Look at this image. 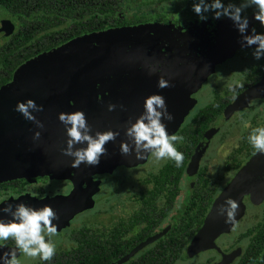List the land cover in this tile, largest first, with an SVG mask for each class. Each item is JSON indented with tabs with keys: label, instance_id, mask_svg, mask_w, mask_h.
I'll use <instances>...</instances> for the list:
<instances>
[{
	"label": "water",
	"instance_id": "obj_1",
	"mask_svg": "<svg viewBox=\"0 0 264 264\" xmlns=\"http://www.w3.org/2000/svg\"><path fill=\"white\" fill-rule=\"evenodd\" d=\"M257 22L249 16V31ZM13 31L10 21L0 22L2 36ZM238 40L239 34L228 18L209 17L207 21L195 19L185 24L158 22L80 36L27 61L14 73L12 81L0 89V183L76 169L95 172L146 163L147 159L136 161L119 153L125 122L142 111L144 97L160 93L174 117L166 122L168 129L176 133L195 105L192 95L213 75L215 67L237 51L247 49H241ZM146 58L159 62L162 72L172 78V87H156L158 75L147 74ZM258 98H264V78L243 93L229 107L228 114L247 108ZM26 99L43 105V111L34 113L44 124L43 129H37L14 111L15 104ZM109 103L117 105L111 112L107 109ZM120 105H124L123 110ZM75 110L85 112L94 130L121 131L115 141L105 146L108 155L102 156L96 166L82 164L74 169L69 166V158L59 152L65 137L57 114ZM34 131L41 132L37 142L32 141ZM211 135L204 137L197 157L205 150ZM226 195L235 199L238 206L244 195H249L253 204L264 200V155L252 157L224 190L193 240L190 256L212 248L216 237L231 227L215 211ZM162 235L114 264H124Z\"/></svg>",
	"mask_w": 264,
	"mask_h": 264
},
{
	"label": "flooded vegetation",
	"instance_id": "obj_2",
	"mask_svg": "<svg viewBox=\"0 0 264 264\" xmlns=\"http://www.w3.org/2000/svg\"><path fill=\"white\" fill-rule=\"evenodd\" d=\"M126 3L122 4V9L123 13H131L126 16L127 18H134L135 12L141 10V15L143 13L149 15L150 20L119 28L158 22L185 24L197 19L191 11V0H127ZM153 13L160 14L156 16L157 20L151 19ZM251 15L252 13L248 17ZM117 16L122 15L119 13ZM138 16L140 17V15L136 17ZM13 26H15L13 32L16 33L17 26L16 24ZM254 27L257 31L264 30L259 22ZM0 37L2 41L4 36L0 34ZM240 60L249 63L235 72L232 63L236 61L238 64ZM258 63L259 61L252 58L250 49L239 50L231 59L218 66L216 73L192 95L195 105L189 110L175 133L184 137L183 142L178 145L186 158L183 167L177 168L170 163L171 161H161V164L154 165L149 158L146 163L131 167L119 166L95 172L76 169L56 175L22 178L0 183V201L23 200L35 206L52 205L59 219L56 221L58 236L54 238L57 259H54V256L51 264H71V254L84 248L89 237H97V243L102 245L105 232L109 233L112 230L113 233L119 234L118 248L122 252H127L117 262L140 245L161 234L163 235L160 238L145 246L124 264H134L137 259L140 260L153 249L158 252H170L166 242L164 245H158V242L168 238L178 228L182 218L193 205L195 188L200 184L199 181L202 179V183L204 180L205 184L208 183L207 186L214 188L208 199L211 204L204 215L203 226L224 190L256 155L252 152L247 158L245 156L248 155V149H241L250 131L247 129L243 132V126L250 114L254 116L252 123H256L258 118L256 107L258 103H264V99H254L246 109L230 114L228 109L243 93L264 78L262 76L257 81H252L256 75L254 67ZM233 82L243 85L236 90L235 99L232 98L233 93L228 91V85ZM250 83L252 84L247 86ZM208 85L212 87L211 95L209 94L208 99L202 100L198 95ZM217 104H226V106L222 109L221 115L210 121L209 127L198 138L199 121L201 119L205 121L207 118L205 115L200 117L201 114ZM210 111L212 112L213 109L210 108ZM210 133L212 135L205 150L197 157L199 146L204 137ZM227 133L231 137L235 134L239 135L238 143L229 152L223 148ZM219 137H221L218 143L220 150L217 148L212 151L214 142L217 144ZM217 160L220 161L222 176L214 179L209 171ZM168 190L175 194L171 201L167 196L170 193ZM145 211L150 215L144 214ZM151 215L154 216L153 219ZM202 226L186 245H182L180 256L174 257L172 264H264L263 245L254 247L255 251L250 252L252 242L257 241L256 238L263 230L264 200L253 204L249 195L242 196L235 223L216 237L212 248L190 256L189 249ZM13 246L11 241L6 244V247ZM179 246L180 244L178 248ZM98 249L102 248L98 246ZM157 254L159 256V253ZM21 261L22 264H39L38 260L25 257H21Z\"/></svg>",
	"mask_w": 264,
	"mask_h": 264
},
{
	"label": "clouds",
	"instance_id": "obj_3",
	"mask_svg": "<svg viewBox=\"0 0 264 264\" xmlns=\"http://www.w3.org/2000/svg\"><path fill=\"white\" fill-rule=\"evenodd\" d=\"M252 9V18L264 27V0H191V11L198 21L228 18L239 34L238 43L241 49H250L254 60L264 58V31L252 27L249 31L247 10ZM146 58L144 67L147 74L158 75L156 87L165 89L172 87L171 77L162 72L159 62H151ZM242 83L233 82L228 91L235 93ZM117 105L109 103L108 111ZM123 110L124 105H120ZM14 111L21 114L26 121H31L37 129L44 124L34 113L43 111V105L33 99L18 101ZM57 119L63 125L64 141L59 152L69 158V166L79 168L82 164L96 166L102 156L108 155L105 147L121 135L120 130H94L88 123L83 110L59 112ZM174 119L169 112L166 98L160 93H152L144 97L142 111L134 118L129 117L123 126V139L119 142V153L124 157H132L136 161L151 159L154 163L172 161L175 167L183 165L185 156L178 145L184 140L182 135L168 129V123ZM250 131L246 141L253 154L264 155V124L251 126L245 124ZM41 132L34 131L32 141L40 140ZM7 200V198H5ZM0 264H22L21 257L38 260L39 264H51L56 255L55 237L58 236L59 217L50 204L35 206L23 200L0 201ZM238 202L226 195L216 205V215L223 217L225 224H234L238 212ZM13 247H6L7 242Z\"/></svg>",
	"mask_w": 264,
	"mask_h": 264
},
{
	"label": "trees",
	"instance_id": "obj_4",
	"mask_svg": "<svg viewBox=\"0 0 264 264\" xmlns=\"http://www.w3.org/2000/svg\"><path fill=\"white\" fill-rule=\"evenodd\" d=\"M127 0H0V10H2L7 20L12 24H16L17 32L0 38V89L10 83L14 73L27 61L56 49L69 41L85 34L101 32L108 29H117L126 25H135L138 22L149 21V15L141 10L135 12V17L127 18L123 13L122 4ZM131 3V2H130ZM121 14L119 17L117 14ZM252 9L247 10V14H251ZM152 20H157L156 16L160 14L153 13ZM140 15V17H136ZM15 28V26H14ZM262 31V30H261ZM264 31V30H263ZM255 77L252 81H257L264 76V58L259 60L257 66L254 67ZM254 83V82H252ZM252 83L247 84L250 86ZM231 100V99H230ZM226 106L215 105L205 110L200 116H207L205 121L200 122V130L198 138L202 136L204 131L209 127L210 121L221 115L222 109ZM211 117H209V114ZM199 116V115H198ZM247 137V136H246ZM245 137V139H246ZM246 141V140H245ZM242 148L248 149L247 158L250 157L253 150L247 141L242 143ZM186 159V158H185ZM185 161V160H184ZM174 164V162H170ZM174 166V165H173ZM183 167V165H182ZM181 172H178L180 177ZM200 184L195 188V198L193 205L188 209V213L182 218L178 228L164 240L159 241L158 245L168 244L170 252H158L153 249L150 253L137 259L134 264H172L174 257L181 254L182 245H186L198 229L201 228L204 215L207 213L211 201L210 193L212 186H207L202 179ZM206 185V187L204 186ZM170 193V201L175 194ZM144 214L150 215L147 211ZM152 219L154 218L153 215ZM118 233L106 231L103 237V244L97 243V237H89L86 246L81 250L74 251L71 264H114L125 256L127 252H122L118 248ZM253 241L250 252L255 251L254 247L264 246V226L263 230ZM260 242V243H259ZM180 244L179 248L178 245ZM177 245V246H176ZM100 246L102 249H98ZM159 253V256L158 254ZM57 259V256L54 257ZM142 260V261H141Z\"/></svg>",
	"mask_w": 264,
	"mask_h": 264
},
{
	"label": "rangeland",
	"instance_id": "obj_5",
	"mask_svg": "<svg viewBox=\"0 0 264 264\" xmlns=\"http://www.w3.org/2000/svg\"><path fill=\"white\" fill-rule=\"evenodd\" d=\"M126 15H131V13H125ZM8 16H6V14L2 11V10H0V22H2V21H12V20H7L8 18H7ZM5 18H7V19H5ZM1 44V43H0ZM237 61V60H236ZM236 61L235 62H233L232 63V66H233V70L235 71V72H237V71H239V69L240 68H243V67H245L248 63H249V61H243V60H240L239 61V63L238 64H236ZM225 62V61H224ZM223 62V63H224ZM238 62V61H237ZM223 63H221V64H223ZM251 63V62H250ZM221 64H219V65H217L216 67H215V72L213 73V75L216 73V68L218 67V66H220ZM211 77V76H210ZM209 77V78H210ZM223 79L225 78V76H221ZM208 78V79H209ZM211 89H212V87L210 86V85H208V87H206L205 86V89L202 91V93H200L198 96H199V98L200 99H202V100H206V99H208L209 98V94H210V91H211ZM194 95V94H193ZM211 95V94H210ZM192 98V97H191ZM193 99V98H192ZM262 99H264V98H262ZM261 98H258V100H262ZM194 100V99H193ZM251 103V102H250ZM250 103H249V105H250ZM248 105V106H249ZM257 106V105H256ZM243 109H246V108H243ZM256 111H257V116H258V118H257V121H256V123L255 124H253L252 123V121L254 120V116H253V114H250L248 117H247V120H246V123L247 124H250L251 126H256V125H258V124H264V103H258V106L256 107ZM247 129H249V128H245L244 126H243V132H245ZM240 132H242V131H240ZM221 139V137H219L218 138V142H217V144H216V142H214L215 144H214V146H213V149H212V151H215L217 148H218V150H220V148L218 147V143H220V140ZM239 139V135L238 134H235V135H233L232 137L231 136H229V134L227 133L226 134V136L224 137V142H225V145L223 146V148H226L227 149V151L226 152H229L232 148H235V144L236 143H238V140ZM217 150V151H218ZM225 152V153H226ZM219 154V153H218ZM162 162H159V163H154L153 162V164L154 165H156V164H161ZM122 166H125V165H122ZM210 173H211V175H212V177L214 178V179H218V178H220L221 176H222V169H221V166H220V161H216L215 162V165L213 166V167H211V169H210V171H209ZM111 188V187H110Z\"/></svg>",
	"mask_w": 264,
	"mask_h": 264
}]
</instances>
